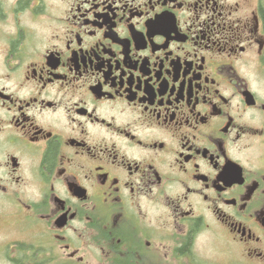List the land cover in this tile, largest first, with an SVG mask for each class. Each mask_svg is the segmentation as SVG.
<instances>
[{"label": "flooded vegetation", "instance_id": "obj_1", "mask_svg": "<svg viewBox=\"0 0 264 264\" xmlns=\"http://www.w3.org/2000/svg\"><path fill=\"white\" fill-rule=\"evenodd\" d=\"M0 264H264V0H0Z\"/></svg>", "mask_w": 264, "mask_h": 264}, {"label": "rangeland", "instance_id": "obj_2", "mask_svg": "<svg viewBox=\"0 0 264 264\" xmlns=\"http://www.w3.org/2000/svg\"><path fill=\"white\" fill-rule=\"evenodd\" d=\"M210 245H211V248H212L211 251H209ZM205 246H206L205 252L208 251V252L214 253V249H213V245L212 244H210L209 242H207ZM220 253H222V252H220ZM210 256H215V254L214 255H210ZM216 256L223 259V258H226L227 257V254H224V253H222V254H216Z\"/></svg>", "mask_w": 264, "mask_h": 264}]
</instances>
